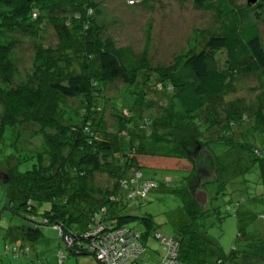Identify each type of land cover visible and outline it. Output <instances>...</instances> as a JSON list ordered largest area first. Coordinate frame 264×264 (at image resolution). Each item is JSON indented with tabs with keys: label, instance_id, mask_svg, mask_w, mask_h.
<instances>
[{
	"label": "trees",
	"instance_id": "obj_1",
	"mask_svg": "<svg viewBox=\"0 0 264 264\" xmlns=\"http://www.w3.org/2000/svg\"><path fill=\"white\" fill-rule=\"evenodd\" d=\"M215 1L193 0L200 9L214 6L219 31L203 35L201 47L181 51L173 63L152 66L148 46L135 57L130 46L103 38L99 16L105 0H0V142L17 124L20 132L42 137L37 149L5 171L15 196H10L4 209L16 215L25 212L23 219L32 226L20 224L24 244L10 234L17 242H5L0 255H28L29 242L47 239L39 227L46 225L60 227L71 236L73 243L67 246L71 253L90 255L97 264H104L97 258L98 246L120 230L141 249L124 264H139L135 261L147 251L148 240L156 241L161 252L150 250L158 259L140 264L159 263L165 253L163 238L177 243L182 264L238 263L235 248L224 252L205 228L197 227L206 226L202 221L209 216V207L201 211L190 192H186L187 209L183 208L186 220L173 235L160 232L150 217L133 214L132 205L157 186L143 175L146 165L188 171L182 177L188 189L198 176L205 178L201 187L215 180L218 194L230 195L233 211L246 202L243 193L234 194L235 184L242 183L235 181L238 177L253 173L264 185V147L255 144V135L264 138V89L249 102L251 106L233 100L225 110H218L221 97L235 89L236 76L264 72L258 27L262 5L260 0L242 8L232 0ZM20 45L30 48L32 61L25 79L15 85L14 53ZM219 50L227 56L222 69L214 60ZM115 81L123 87L115 97L107 96V86ZM108 106L114 132L106 130L104 108ZM155 106L161 108L158 117L147 113ZM172 136H176L171 138L176 141L170 147L174 154L165 148ZM190 138L200 147L193 161L183 149ZM182 159L191 166L172 167L174 160ZM28 160L31 166L20 171L18 167ZM99 171L110 176V189L89 185L92 174ZM248 198L264 201V191ZM38 215L41 224L35 220ZM134 219L144 225L143 231L123 224ZM258 254L264 258V253Z\"/></svg>",
	"mask_w": 264,
	"mask_h": 264
},
{
	"label": "rangeland",
	"instance_id": "obj_2",
	"mask_svg": "<svg viewBox=\"0 0 264 264\" xmlns=\"http://www.w3.org/2000/svg\"><path fill=\"white\" fill-rule=\"evenodd\" d=\"M232 2L236 7L241 8L246 7L247 3L246 0H232ZM260 2L262 8L258 9L260 11L258 27L264 47V0H260ZM212 4H216V1L212 0ZM213 7L200 9L194 6L193 0H105L101 8L99 22L105 28L103 38H111L116 45L130 46L135 57L140 54L146 45L149 49V63L152 66L156 64L166 66L173 63L181 51L187 50L189 47H201L205 43L203 35L206 36L207 33H217L219 31L220 23ZM19 50V52L16 51L14 53V56H16L14 57L16 67L15 85L25 79L28 71H30L32 61L30 48L20 45ZM214 60L218 69L225 68L227 65L225 50L215 51ZM258 75L260 74L236 76L234 81L235 91H229L221 97L222 104L218 110H225L228 107V102L233 100L244 101L245 105L251 106L252 104L249 105V102L256 100V97H259L264 89L262 86L264 72L262 75ZM260 77H263V80ZM121 87H123L121 81L109 84L106 89V95L115 97ZM128 102L130 103V100ZM70 105L73 106L74 102L70 101ZM1 110L0 105V112ZM148 112L153 117H158L161 113V108L150 107L147 110ZM104 117L106 119V130L114 132L115 120L112 119L113 116L109 106L104 108ZM17 125L9 130L0 142V173H3L4 176L7 175L5 171L13 167L18 158L32 153L42 142L41 136H32L31 134L28 136L26 133L20 132L22 130ZM33 128L34 130L37 129L35 126ZM159 131L161 133H169V130L165 129ZM147 132H150L149 129H147ZM255 136V144L262 149L264 147V138L258 139V135ZM175 137H170L169 148L165 147L170 154H174L173 151L171 152L170 147L176 144V141L174 143V140L171 139H176ZM165 142L162 141L163 144L167 145L168 142ZM22 143L26 149L22 148ZM198 145L191 138L187 144L183 145V149L186 150L192 161L198 155L200 148ZM145 146L152 148L150 145L145 144ZM162 151L160 149V152ZM10 154L13 157L11 156L12 158L8 159L7 156ZM200 156L201 159L204 158L205 152H202ZM143 157L138 155L140 160H143ZM174 161L171 163L172 167L181 166L185 168L191 166L186 159L179 160V162ZM31 163L32 160H28L18 168L22 171L25 168H29ZM198 164L201 165V162ZM203 167L205 168V166ZM142 169L143 175L146 178L153 179L157 186L144 198H138L132 202L135 208L133 214L150 217L152 220L151 224L157 226L160 232L166 235H173L186 220L183 208L187 209L185 206L188 200L186 192L190 191L188 186L185 188L182 177L187 176L189 172L148 165ZM225 174L228 173L225 171ZM243 177L248 179V181L245 182ZM166 178H170V180L167 182ZM7 181H1L0 178V252H2V245L5 242L10 244L17 242L10 238L12 235H14L15 239H18V242L24 244L20 239L18 229H20V224H26L23 219L26 216L25 212H20L16 215L8 208L4 209V204L11 200L10 196H15V192H12L14 188H9ZM235 181H242V183L235 184L237 188L234 194L243 193L246 198V202L242 203L237 211H233L234 207L231 206L230 195L218 194L215 180L204 182L205 184L202 185V188L210 197V203L208 204L209 216H206L202 221H205L204 225L206 226L199 225L197 227L205 228L208 236L214 242L216 241L224 252L227 253L231 248H235L236 250L232 252L233 254H238L237 264H264V258L261 254H258V252L264 253V201L248 198L251 195H260L264 191V185L257 182L253 173H246ZM111 183L112 180L108 173L100 171L94 172L89 180L91 187L101 190L110 189ZM231 185L229 183V186ZM96 197H98V194H96ZM15 206L16 203L14 204ZM199 208L201 211L206 212V209ZM35 220L41 224L43 219L41 215H38ZM123 224L138 231L145 229L144 225L138 223L136 219ZM29 226L31 227L32 224L29 223ZM39 227L46 236V240L29 242L30 244L28 245L31 248L28 255H19L17 257H13L10 254L0 255V264H41L44 262L57 264L54 253L57 254L60 250L64 254L61 264L96 263L90 255L83 256L71 253L63 239L59 237L58 230L55 227L46 225H39ZM204 245L206 246V244ZM146 246L148 248L147 251L135 262L140 264L144 261H155L158 259V256L155 257L149 252H151L150 250L161 252L160 245L154 240H148Z\"/></svg>",
	"mask_w": 264,
	"mask_h": 264
},
{
	"label": "built area",
	"instance_id": "obj_3",
	"mask_svg": "<svg viewBox=\"0 0 264 264\" xmlns=\"http://www.w3.org/2000/svg\"><path fill=\"white\" fill-rule=\"evenodd\" d=\"M56 229L66 246L72 245L73 239L71 236L63 233L60 227H56ZM125 232V230H120L112 234L106 242L103 240L104 242L98 246L97 258L101 259L104 264H124L126 260L136 257L140 252L141 249L135 246L136 243L131 238L123 236ZM161 242L163 243L165 253L160 262L144 264H182L177 259V243L167 238L161 239ZM58 257H63L61 252L58 253Z\"/></svg>",
	"mask_w": 264,
	"mask_h": 264
},
{
	"label": "water",
	"instance_id": "obj_4",
	"mask_svg": "<svg viewBox=\"0 0 264 264\" xmlns=\"http://www.w3.org/2000/svg\"><path fill=\"white\" fill-rule=\"evenodd\" d=\"M248 5H251L256 2V0H246ZM1 181L8 180L7 175L4 176L3 173H0ZM5 178V179H3ZM205 181L203 176H198L194 186L189 187L190 194L194 199L195 203L198 204L201 208L206 209L209 203L208 193L201 187V182ZM26 225H29L28 223Z\"/></svg>",
	"mask_w": 264,
	"mask_h": 264
},
{
	"label": "crops",
	"instance_id": "obj_5",
	"mask_svg": "<svg viewBox=\"0 0 264 264\" xmlns=\"http://www.w3.org/2000/svg\"><path fill=\"white\" fill-rule=\"evenodd\" d=\"M75 255H76V254H75ZM54 256H55V258H56V260H57V264H61V263H62V260H63V258H64V255H63V257L58 258V255L54 253ZM44 263H45V262H44ZM45 264H47V263H45ZM95 264H97V263H95Z\"/></svg>",
	"mask_w": 264,
	"mask_h": 264
},
{
	"label": "flooded vegetation",
	"instance_id": "obj_6",
	"mask_svg": "<svg viewBox=\"0 0 264 264\" xmlns=\"http://www.w3.org/2000/svg\"><path fill=\"white\" fill-rule=\"evenodd\" d=\"M200 149V148H199Z\"/></svg>",
	"mask_w": 264,
	"mask_h": 264
}]
</instances>
